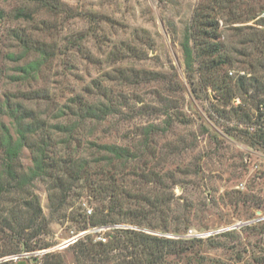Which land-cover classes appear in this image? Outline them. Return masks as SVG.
Segmentation results:
<instances>
[{
    "label": "rangeland",
    "instance_id": "374dc122",
    "mask_svg": "<svg viewBox=\"0 0 264 264\" xmlns=\"http://www.w3.org/2000/svg\"><path fill=\"white\" fill-rule=\"evenodd\" d=\"M61 2L66 7L63 13L38 11L33 17L35 23H30L13 19L12 12L19 6L18 0H0V10L6 13L0 23V99L5 94L19 97L23 92L36 89L48 91L49 100L21 102L26 109L35 110L54 124L68 120L66 117L58 119L61 115L58 110L69 103L70 97L78 94L90 102L98 100V91H92L95 83L109 86L114 93L121 91L131 99L130 102H125L122 112L99 124L87 123L85 139L98 144L138 148L142 138L137 135L139 128L156 125L159 131L150 138L154 152L146 159L158 172L164 187L147 186L142 177L134 178L129 173H126L129 175L127 185L134 183L137 192L143 196L157 193L165 205L158 211L151 210L153 218L146 226L137 227L130 221L112 227L88 225L79 231L71 217L76 213L83 217L84 213L92 216L98 202L88 199L86 192L77 199L76 194L80 191L77 188L73 189L75 200L72 208L65 207L53 213L49 208L45 184L36 181L34 191L39 197L42 214L49 220L48 235L42 240L51 246L27 252V257L24 253L13 258L4 257L0 263L15 257V260L35 257L41 264L43 254L53 253L59 255L64 264H76L70 250L76 241L90 234L97 242L109 230L123 228L168 239H199L185 244L184 253L169 256L166 264H264V149L248 146L238 137V132L229 130H242L247 126L250 131L249 128L254 126L233 115L227 118L218 115L215 107L220 110L221 104L214 93L202 87L198 93L192 91L185 73L180 41L200 0ZM258 19H264V11L247 24L259 28ZM38 20L45 24L36 25ZM220 21L225 40L232 47L239 48L241 40L233 37L235 32H225L228 26L224 29L223 20ZM10 30L23 31L34 39L60 48L58 56L43 67L38 80L12 83L6 78V75L16 74L17 68L6 62L4 55L9 51H19L8 41ZM144 33H147L148 40L142 39ZM73 36L82 39L83 53H75L68 45L64 46ZM125 43L134 45L135 54H128ZM30 59L32 56L27 60ZM118 67L160 72L165 82L133 87L103 80L105 73ZM239 69L242 68L231 72H244ZM237 98L239 103L244 99L235 97L232 105H237ZM163 104L170 107L173 121L168 130L164 128L168 124L166 116L152 113V110L132 113L143 105L157 109ZM245 104L250 110L248 100ZM4 123L13 131L10 120L4 119ZM93 151L86 148L81 154L90 156ZM19 162L23 168L30 166L28 149L22 151ZM170 174L175 177L176 185L173 187L172 179L168 178ZM129 190L136 193V190ZM131 208L136 207L132 204ZM254 226L261 227L252 229ZM187 230L204 236L185 237ZM79 234L82 235L72 239Z\"/></svg>",
    "mask_w": 264,
    "mask_h": 264
},
{
    "label": "trees",
    "instance_id": "16d2710c",
    "mask_svg": "<svg viewBox=\"0 0 264 264\" xmlns=\"http://www.w3.org/2000/svg\"><path fill=\"white\" fill-rule=\"evenodd\" d=\"M18 1L19 6L12 12L13 19L30 23H35L33 17L38 11L58 14L66 9L61 0ZM260 1L200 0L182 32L180 49L192 91L198 93L201 87L203 90L210 89L221 104L220 110L215 107L218 115L221 114L223 118L233 115L254 126L253 131H248L247 126L242 130H229L238 132V137L248 146L264 149V128L258 112L259 104L264 101V19H258L259 28L247 24L264 11V3ZM5 14L0 10V23ZM220 20H223L224 29L228 26L225 32H235L233 37L241 40L239 48L232 47L225 40ZM44 24L43 20H38L36 25ZM144 34L146 36L142 34V39L148 40L147 33ZM7 35L8 41L19 50L4 55L6 62L17 68L16 74L6 75L12 83L38 80L43 67L59 54L60 48L57 45L34 39L31 34L23 31L10 30ZM81 40L73 36L64 46L68 45L75 53H83ZM127 45L125 43L128 54H135L134 45ZM31 56L32 59L27 60ZM235 68H242L239 70H243L244 75H239L240 71L230 75ZM103 78L119 86L133 87L165 82L160 72L120 67L111 69ZM92 88V91H98L99 99L95 102L77 94L70 97L67 105L59 108L61 115L58 119H68L63 123L51 124L46 117L22 105L21 101L49 100L48 91L43 89L23 92L19 97L5 94L0 99V259L51 246V243L42 240V237L48 235L49 220L42 214L39 197L34 191L36 181L45 184L49 208L53 213L65 207L72 208L75 200L73 189L77 188L80 189L76 194L77 199L86 192L88 199L98 202L99 206L92 216L84 213L83 217L76 213L71 217L79 231L88 225L112 227L130 221L137 227L146 226L153 218L151 210L158 211L165 205L157 193L143 196L137 192L134 183L127 185L130 175L134 178L142 177L147 186L164 187L158 172L146 159L154 152L151 150L150 138L159 128L156 125L140 127L137 135L142 138L138 148L98 144L85 139L87 123L99 124L105 121L122 112L120 110L126 106L125 102L131 100L121 91L114 93V90L103 86L101 82L93 84ZM239 96L244 99L236 106L232 105V100ZM246 100L250 103V110L246 109ZM142 110H152V113L166 116L168 124L165 130L173 125L169 106L163 104L154 109L143 105V108L132 113L135 115ZM4 119L10 120L13 131L4 123ZM25 148L30 153V166L23 168L19 158ZM86 148L94 150V154H81ZM168 178L172 179V187L175 186V177L170 174ZM130 188L136 190V193ZM132 204L135 209L131 208ZM260 227L254 226L252 229ZM104 236L105 242H94L90 234H86L83 239L71 245L75 263L166 264L169 256L185 252V244L199 241L162 238L123 228H113ZM34 259H10L0 264H31ZM41 264L64 262L57 254L45 253L41 257Z\"/></svg>",
    "mask_w": 264,
    "mask_h": 264
},
{
    "label": "built area",
    "instance_id": "2783aa9c",
    "mask_svg": "<svg viewBox=\"0 0 264 264\" xmlns=\"http://www.w3.org/2000/svg\"><path fill=\"white\" fill-rule=\"evenodd\" d=\"M241 75H244V72H240ZM230 75H232V72H230ZM235 103H239V99H235ZM258 112H259V115H260V121L263 125V128H264V101L262 103L259 104L258 106ZM254 127H250L249 130L250 131H253ZM90 213V211H88ZM187 232V233H186ZM185 232V237H197V238H202L204 235H199V234H192V231L191 230H187ZM82 234H79L78 236L72 238L73 240H76L78 237H80ZM100 238V241L102 242H105V236L103 234V236L99 237ZM24 257H27L29 256V254L27 253H24L23 254ZM13 258V257H12ZM16 258V257H15ZM14 258V259H15ZM39 259L35 258L34 260L31 261V264H40V262L38 261Z\"/></svg>",
    "mask_w": 264,
    "mask_h": 264
}]
</instances>
